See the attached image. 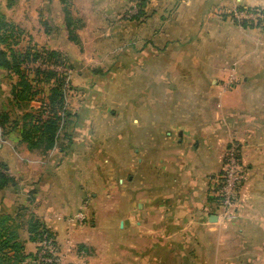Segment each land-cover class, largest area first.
Listing matches in <instances>:
<instances>
[{"label":"rangeland","instance_id":"374dc122","mask_svg":"<svg viewBox=\"0 0 264 264\" xmlns=\"http://www.w3.org/2000/svg\"><path fill=\"white\" fill-rule=\"evenodd\" d=\"M182 3L183 0H0V20L8 24L0 30L4 37L0 51L21 55L18 68L31 88L25 94L26 100L14 104L11 87L19 78L16 73L0 68V118L5 115L9 120L6 128L0 127V152L13 150L15 154H24V144L17 140L24 120L42 124L49 118H59L55 148L48 155L33 150L27 157L30 181L21 188L20 179L10 176L12 182L7 188L15 203L10 210L0 213V218L9 219L0 227V233L13 238L10 248L0 245V264H116L121 252L131 253L128 248L139 244V226L137 222L133 225L132 217L146 214L147 201L146 197L140 200L144 203L140 210L133 203L141 194L135 195L139 190L129 180L130 168L145 162V176L149 174L148 165L161 169L158 165L162 157L156 159L153 153L148 157L146 152L152 150V145L164 147L157 132L165 127V122L177 119L178 105L184 102L180 87L185 78L170 75L169 68L182 67L180 54H185V50L178 40L163 33L165 24L174 20ZM251 8L263 7H248ZM240 10L243 8L227 15L240 27L264 31L258 25L238 24L234 13ZM66 16L71 22L69 31ZM236 69L237 66H232L228 75L218 82L224 89L236 84ZM51 73L54 77L47 80ZM54 88L59 90L55 103L61 100V108L50 102ZM187 96L188 101L195 99L190 93ZM149 136H153L151 146H148ZM232 140L241 145L245 183L243 143L234 137ZM81 150L84 152L77 157ZM67 154L59 176L79 185H75L76 191L84 196L72 216L75 228L69 231L73 235L66 238L65 232L59 231L54 236L44 228L38 230L39 236L32 234L33 225L40 218L37 209L43 205L42 213H48H44L45 198L36 196L39 190L28 183L36 176V163L45 167L48 181L55 180L56 177L51 178L53 171ZM165 160L171 162L173 158ZM222 160L223 155L221 163ZM4 163L0 159V173L9 175ZM170 172L166 177L176 174ZM169 179L163 183L169 184ZM210 179L207 178L209 196ZM243 188L244 184L236 212ZM59 195L60 191H55V197ZM62 200L63 203H53L61 217L70 214L69 193ZM210 214L226 221L221 213L210 210ZM35 241L51 244L54 250L46 253H41V247L26 250V245ZM149 243L150 238L144 235L143 244ZM61 245L69 250L61 251ZM129 256L124 255L123 264H134ZM162 260L157 264H162ZM135 264L145 263L138 257Z\"/></svg>","mask_w":264,"mask_h":264},{"label":"crops","instance_id":"0c3cea01","mask_svg":"<svg viewBox=\"0 0 264 264\" xmlns=\"http://www.w3.org/2000/svg\"><path fill=\"white\" fill-rule=\"evenodd\" d=\"M251 6L264 8V0H183L178 15L165 24L164 36L174 37L185 50V54H180L182 67L169 68L170 75L185 78L180 87L184 102L178 105L177 119L165 122L167 129L160 128L157 132L164 147L154 148L153 136H149L148 146L152 145V150L146 156L153 153L156 159L162 157L158 165L161 169L148 165L149 174L145 176L143 162L129 170L132 173L129 180L139 190L135 195L141 194L133 203L140 210L144 206L140 200L146 197L147 209L144 216L132 217L133 225L137 222L139 226V244L128 248L131 253L121 252L116 264H123L124 255L128 254L134 264L138 257L145 264H157L162 259V264L166 260L168 264L172 260L174 264H264V31L240 27L227 15ZM232 66H237L234 77L238 80L226 90L218 82L228 75ZM187 93L195 99L188 101ZM233 137L243 143L247 169L239 208L232 220L222 222L217 218L216 222H209L213 215L207 178L219 170L224 147ZM17 140L21 142L20 135ZM82 151L80 155L74 153L81 157ZM23 153L0 152L9 176L20 179L19 187L31 179L27 157L33 152L24 144ZM68 155L53 171L51 178L56 177L55 180L48 181L49 173L37 162L36 176L28 182L39 190L36 196L45 198L44 213H48H42L43 205L37 209L40 229L53 234L64 231L66 238L73 235L69 231L75 228L72 216L84 199L83 193L76 191L75 185H79L59 176ZM166 157L173 161L165 160ZM172 170L176 174L166 177ZM166 178H170L169 184L163 183ZM48 182L50 188L49 184L44 186ZM9 190L0 192V209L3 207L0 213L10 210L15 203ZM55 191H60L58 197ZM65 193H69L70 214L61 217L53 203H63ZM144 235L150 238L149 245L143 244ZM36 241L26 245V250H36L39 247ZM61 248V251L69 250L62 245ZM98 252L100 255L99 246ZM163 253L168 256L162 258ZM98 262L101 263L100 256Z\"/></svg>","mask_w":264,"mask_h":264},{"label":"trees","instance_id":"16d2710c","mask_svg":"<svg viewBox=\"0 0 264 264\" xmlns=\"http://www.w3.org/2000/svg\"><path fill=\"white\" fill-rule=\"evenodd\" d=\"M64 14L66 12L64 11ZM70 20L65 18V25L67 30H70ZM8 25L7 23H4L0 20V30L2 27H5ZM4 41L3 34H0V43ZM51 58H55V55L50 54ZM27 57V56H26ZM21 58V55L18 53H10L9 55L4 52L0 51V68L6 69L10 72L16 73L19 80L16 85L11 87V95L13 99V103L15 102H22L26 100L25 94L31 89L29 83L25 79V76L19 71L18 64L19 59ZM54 77V74H48L47 80H50ZM59 90L53 89V96L50 98L51 104H57V107L61 108L62 101L59 100L58 103H55L57 100V97L59 95ZM25 117L24 119H26ZM23 119V120H24ZM7 116H3L0 118V127L2 129L6 128V125L8 124ZM58 121L59 118H49L42 122V124H36L32 123L31 121H23L21 126V132H20V138L21 142L26 145V147L31 151H39L41 153L47 154L49 151L55 148L56 146V138H57V130H58ZM17 124V123H16ZM15 125V124H14ZM10 182H12V179L9 175L1 174L0 173V190H3L10 186ZM8 217L2 216L0 218V227H4L6 221H8ZM6 228V227H5ZM40 229V225L36 222L33 225L32 228V234H36L38 230ZM37 233L36 235H38ZM39 236V235H38ZM13 238L10 234H1L0 233V245L2 248H10L9 243L10 240ZM12 248L15 247L11 246Z\"/></svg>","mask_w":264,"mask_h":264},{"label":"built area","instance_id":"2783aa9c","mask_svg":"<svg viewBox=\"0 0 264 264\" xmlns=\"http://www.w3.org/2000/svg\"><path fill=\"white\" fill-rule=\"evenodd\" d=\"M238 24L258 25L264 28L263 8H243L234 13ZM244 165L241 162V145L231 140L225 147L220 170L210 179V210L211 213H220L222 220H231L236 215L235 205L238 202L242 185L244 184ZM218 216V215H217ZM218 218V217H217ZM44 240L46 239V236ZM50 243V242H49ZM41 253L51 252L53 246L39 244Z\"/></svg>","mask_w":264,"mask_h":264},{"label":"water","instance_id":"95a60500","mask_svg":"<svg viewBox=\"0 0 264 264\" xmlns=\"http://www.w3.org/2000/svg\"><path fill=\"white\" fill-rule=\"evenodd\" d=\"M217 217L216 216H210L209 222H216Z\"/></svg>","mask_w":264,"mask_h":264}]
</instances>
